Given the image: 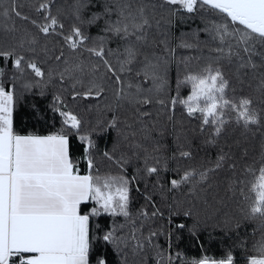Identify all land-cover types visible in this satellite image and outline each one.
I'll list each match as a JSON object with an SVG mask.
<instances>
[{
  "label": "snow or ice",
  "instance_id": "1",
  "mask_svg": "<svg viewBox=\"0 0 264 264\" xmlns=\"http://www.w3.org/2000/svg\"><path fill=\"white\" fill-rule=\"evenodd\" d=\"M0 264H264V0H0Z\"/></svg>",
  "mask_w": 264,
  "mask_h": 264
},
{
  "label": "trees",
  "instance_id": "2",
  "mask_svg": "<svg viewBox=\"0 0 264 264\" xmlns=\"http://www.w3.org/2000/svg\"><path fill=\"white\" fill-rule=\"evenodd\" d=\"M194 26L195 25H193V27ZM181 54H186V53H181ZM174 75H175V68H173V76ZM35 103H37L38 106L43 108L44 102L39 100V98H37L35 100ZM25 121H27L29 127H31L33 124H35V118L33 117L31 111L28 109L22 110L20 112V114L18 115L17 126L20 127ZM101 145L103 146V141H101ZM254 226L255 225H248L247 231L250 233ZM209 231H212V229H209ZM242 232H243V229H242ZM213 236L216 237V239L211 241L209 244H206V247H209V254H215L216 256L219 257L224 252L227 245L230 244L231 242L229 240H227V238H224V242L221 243L222 233L219 231V229L213 231ZM203 239L207 240V233H204ZM190 251L195 253V251H197V249H191ZM237 255H239V253H237Z\"/></svg>",
  "mask_w": 264,
  "mask_h": 264
}]
</instances>
